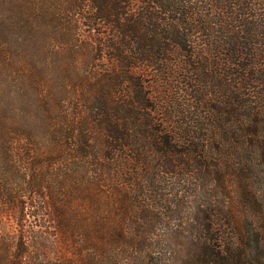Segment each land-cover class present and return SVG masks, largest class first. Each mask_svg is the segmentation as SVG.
Instances as JSON below:
<instances>
[{
  "label": "trees",
  "instance_id": "obj_1",
  "mask_svg": "<svg viewBox=\"0 0 264 264\" xmlns=\"http://www.w3.org/2000/svg\"><path fill=\"white\" fill-rule=\"evenodd\" d=\"M0 264H264V0H0Z\"/></svg>",
  "mask_w": 264,
  "mask_h": 264
}]
</instances>
